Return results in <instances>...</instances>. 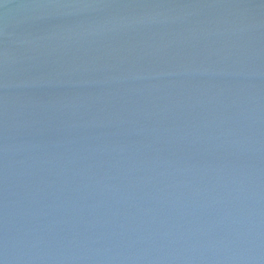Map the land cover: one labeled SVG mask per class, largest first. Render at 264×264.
<instances>
[{
    "label": "water",
    "instance_id": "95a60500",
    "mask_svg": "<svg viewBox=\"0 0 264 264\" xmlns=\"http://www.w3.org/2000/svg\"><path fill=\"white\" fill-rule=\"evenodd\" d=\"M0 264H264V0H0Z\"/></svg>",
    "mask_w": 264,
    "mask_h": 264
}]
</instances>
